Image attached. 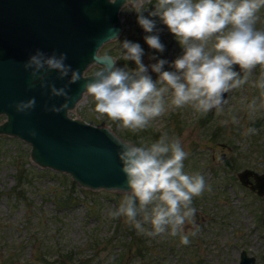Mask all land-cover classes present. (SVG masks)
<instances>
[{
  "label": "rangeland",
  "instance_id": "374dc122",
  "mask_svg": "<svg viewBox=\"0 0 264 264\" xmlns=\"http://www.w3.org/2000/svg\"><path fill=\"white\" fill-rule=\"evenodd\" d=\"M155 2L142 0L145 16L154 10ZM119 15L123 25L119 39L140 43L145 65L156 62L152 56L171 63L182 54L158 18L153 19L165 51L157 53L148 48L133 1H127ZM259 15L258 28L264 27V9ZM99 51L117 57L120 67L135 68L133 62L119 59L117 39L104 43ZM95 70L91 65L86 73ZM165 70L171 69L166 65ZM259 73L258 67L249 83L227 93L223 113L214 110L204 116L189 106L169 109L138 133L121 129L117 122L95 113L91 98H82L69 111L73 117L105 125L124 140L137 144L140 140H158L165 133L179 138L189 153L185 172L202 174L211 188L193 200L199 232L190 237L189 245H182L179 237H150L135 229L141 243L130 241L124 229L129 225L125 218L109 216L119 207L123 191L80 187L69 174L36 165L29 156V143L0 135V264H108L112 256L115 260L111 264H238L241 250L254 256L255 264H264V196L244 187L237 177L243 168L264 172V112L250 119L246 109L251 99L259 96V89L252 86ZM149 74L153 80L157 78L150 69ZM232 115L237 117V123L232 122ZM3 118L1 115L0 121ZM249 127L256 128L257 133L245 135ZM21 171L29 173L26 179L30 181L25 179L19 189L17 175ZM71 182L75 183L74 189ZM22 191L25 195L17 201ZM67 194L71 202L61 205L58 199ZM190 230L191 225H186L185 231Z\"/></svg>",
  "mask_w": 264,
  "mask_h": 264
},
{
  "label": "clouds",
  "instance_id": "9594fccd",
  "mask_svg": "<svg viewBox=\"0 0 264 264\" xmlns=\"http://www.w3.org/2000/svg\"><path fill=\"white\" fill-rule=\"evenodd\" d=\"M133 3L148 48L157 53L165 51L153 19L158 18L175 38L182 54L171 63L152 56L156 62L145 65L141 44L117 37L119 59L133 62L135 68L118 66V58L107 52L101 54L99 47L91 62L96 70L85 79L79 69L66 63V53L49 55L37 50L23 65L31 77L29 87L39 81L40 88L50 92V98L64 101L59 107L46 106L45 111L59 114L68 109L75 100L69 95V86L83 79L86 82L80 97L91 98L95 113L117 122L121 129L138 133L169 109L189 106L204 116L213 110L223 113L228 103L224 95L249 83L259 67V76L252 81L259 96L253 97L246 109L250 119L264 112V27H257L264 0H156L154 10L147 16L142 0ZM166 65L171 70H165ZM237 66L239 71L235 70ZM149 69L156 74L155 80ZM50 72H56L59 80H67L65 86L57 88L48 82ZM35 105L33 97L14 107L17 113H28ZM231 119L238 122L235 115ZM256 133V128L249 127L244 134ZM30 135L35 137L36 133L32 131ZM116 143L125 176V186L120 189L124 197L109 216L124 217L140 234L179 237L182 245H189L190 237L199 232L193 200L211 188L202 174L185 172L184 162L189 153L179 138L165 133L150 143ZM186 225H191L192 230L186 232ZM113 260L115 256L109 257L108 264Z\"/></svg>",
  "mask_w": 264,
  "mask_h": 264
},
{
  "label": "water",
  "instance_id": "95a60500",
  "mask_svg": "<svg viewBox=\"0 0 264 264\" xmlns=\"http://www.w3.org/2000/svg\"><path fill=\"white\" fill-rule=\"evenodd\" d=\"M127 1L0 0V116H4L0 135L29 143V156L36 165L67 173L80 187L91 190L122 191L125 176L116 140H126L105 125L69 114L82 99L85 80L69 86V95L75 100L68 109L54 114L45 107H59L63 99L50 98V92L41 89L39 81L30 88L31 77L23 65L37 50L49 55L66 53V63L79 69L85 79L90 78L92 73L86 70L94 52L122 31L119 11ZM235 70L239 71L238 66ZM57 75L48 73V82L64 87L67 80H59ZM33 97V110L16 112V103ZM32 131L35 137L30 135ZM237 177L244 187L264 196V172L243 168ZM238 264H255V257L241 250Z\"/></svg>",
  "mask_w": 264,
  "mask_h": 264
},
{
  "label": "trees",
  "instance_id": "16d2710c",
  "mask_svg": "<svg viewBox=\"0 0 264 264\" xmlns=\"http://www.w3.org/2000/svg\"><path fill=\"white\" fill-rule=\"evenodd\" d=\"M38 173H42V172L41 171H38ZM28 175H29V173H24L22 171H21V174L17 175V186H18L19 189L22 188L23 185L25 184V179H26V176H28ZM26 181L29 182L30 179L27 178ZM71 187H72V189H74V187H75V183L74 182H71ZM72 189H70V191ZM24 195H25L24 194V191H22L21 193L19 192L18 195L16 196L17 201H20L22 199V197H24ZM67 195L68 196H63V197H61V198L58 199V201H61L60 202L61 205H66V204H69L71 202V200H70L71 199L70 198L71 197L70 194H67ZM117 227H121V225L118 224ZM124 229L126 230L127 237L129 238L130 241H133L134 239H136L137 240L136 243L137 242L139 244L141 243L140 239L136 238V232H135V230H134V228L132 226H130V225L127 226L126 225V226H124ZM137 252L140 253L141 252V249L138 248V251Z\"/></svg>",
  "mask_w": 264,
  "mask_h": 264
},
{
  "label": "flooded vegetation",
  "instance_id": "af4514ba",
  "mask_svg": "<svg viewBox=\"0 0 264 264\" xmlns=\"http://www.w3.org/2000/svg\"><path fill=\"white\" fill-rule=\"evenodd\" d=\"M221 158H224V155H222ZM250 179H251V181H253L252 178H250Z\"/></svg>",
  "mask_w": 264,
  "mask_h": 264
}]
</instances>
